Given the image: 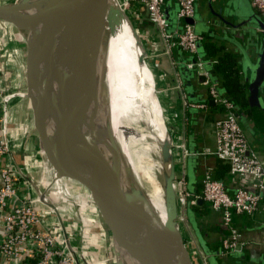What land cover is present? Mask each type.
<instances>
[{"label": "water", "instance_id": "95a60500", "mask_svg": "<svg viewBox=\"0 0 264 264\" xmlns=\"http://www.w3.org/2000/svg\"><path fill=\"white\" fill-rule=\"evenodd\" d=\"M31 1L0 5V22L36 35L35 41L27 43L25 65L33 67L30 74L26 70L27 97L41 152L54 176L47 189L64 184L75 203L96 218L110 245L113 264H200L198 260L194 262L195 256L177 226L175 169L168 142L162 146V153L170 163L162 184L164 224L151 211L143 191L122 174L123 158L109 126L107 64L103 60L108 49L106 12L111 5L119 6L118 1L64 0L61 7L54 0ZM242 2L246 15L256 22L249 2ZM183 23L194 21L184 19ZM202 29L201 23L196 24L197 31ZM231 42L241 53L243 69L251 70L248 104L258 126L264 120L263 103L258 95L263 85L264 61L259 57L253 64L249 47L259 52L262 43L242 46L235 40ZM261 48L264 54L263 45ZM100 131L109 134L107 140ZM44 196L39 195L40 202L54 211L60 221L55 208L43 202ZM187 218L195 229L192 217L187 214ZM64 241L79 264L67 238ZM202 249L209 264H218L210 252L203 246Z\"/></svg>", "mask_w": 264, "mask_h": 264}, {"label": "crops", "instance_id": "0c3cea01", "mask_svg": "<svg viewBox=\"0 0 264 264\" xmlns=\"http://www.w3.org/2000/svg\"><path fill=\"white\" fill-rule=\"evenodd\" d=\"M247 2H249V7L257 17L256 22L255 19H250L246 15L242 0H196L194 28L202 36L197 57L199 59L202 57L201 47L208 43L233 54L238 61L241 70V84L245 88L248 97V79L251 70L247 69L245 71L243 69L241 53L231 40L237 41L242 46L259 42V44L262 43L260 45L261 47L263 45L264 48L262 42L264 38V18L252 8L250 0H247ZM137 6L131 10L137 15L135 23L137 35L142 36L141 41L145 47L143 49L149 61L148 64L155 88L160 95V103H164L165 108H170L167 120L173 127L176 125L175 133L174 130H170L172 131L170 141L179 144L181 138V132L177 131L180 126L178 109L180 108L181 99L177 86L181 85L187 100L189 98L192 100H188L189 102L198 103L195 100L208 101L205 105L207 107L205 111L189 110L186 114V146L189 152L194 155L186 158L183 163L181 151L176 147L173 150L175 152L173 162L175 179H178L181 171L184 170L189 194L197 195L202 190V181L205 175L208 173L213 178L215 174L214 169L219 159L212 155L216 143L213 125L216 120L222 117V110L209 99L205 79L200 80L201 77H197L192 71L185 74L180 73L175 59L176 51L180 50L177 40L172 39L170 41L169 54H166L165 47L157 36L156 27L148 20L145 7L141 6L140 11L137 13ZM162 11L166 17L174 21L175 26L171 27L170 25L171 29L176 26L181 27L176 19L177 5L175 0H166ZM198 23L203 25L201 31L196 30V24ZM5 29L8 30L7 33ZM19 36L25 42L31 43L28 31L19 32L13 27L0 22L1 41H6L8 44L16 43V47H12L13 50L20 49ZM260 45L259 52H256L255 48L249 47V57L253 64L257 63L259 57L264 61V54ZM180 52L182 51L180 50ZM4 54L5 52L1 53L0 50V91L6 93L12 87V82L9 84L10 86L3 83L7 76L4 71L9 69L11 62L7 61L9 58L5 60ZM185 55L189 57V55ZM1 60L4 61L1 62ZM216 60L217 57L210 60L203 59L202 61L205 64L204 70L208 74V81L215 83L218 88V80H221V76L216 80L213 75H209L206 68L208 64H213ZM262 78L263 85L258 95L264 108V73ZM210 101H212V105H209ZM29 104L30 102L24 104L23 99L19 97L12 98L10 101L7 118L10 153L0 159V170L11 167L19 171V174H17L18 179L16 178L18 199L22 201L34 200L41 193H44L47 200L57 207L60 213V221L56 216L49 213L44 206L38 203L34 205L35 210L44 218L43 230L45 229L55 235L57 246L63 245L64 239L67 238L80 264H113L109 255L110 245L107 244L105 233L96 218L91 213H86L85 209L79 207L68 195L62 194L54 188L47 189V185L51 182L52 171L41 152L39 141L37 143L38 147L33 145L32 131L34 129L32 110ZM25 105L30 110L32 121L30 119L29 121L32 123L31 125L28 124L26 118ZM236 114L250 148L264 165V120L260 125H255L252 113L249 110V104L247 108L236 106ZM169 153L173 155L171 150H169ZM220 181L225 182L224 185L229 194H233L239 188L251 189L253 184L250 177L243 175L231 176L228 174ZM197 204L198 207L193 211V215L187 211V214L194 221L195 229L190 225L187 218V222L192 228L190 230L193 232V238L187 231L184 234V239L189 243L190 251L195 256H193L195 258L194 262L197 261V251L199 249L202 251L203 246L216 259L218 264H264V198L255 214L251 216L235 215L233 217L232 226L239 233L241 243L233 252L225 255L219 254L221 243L227 233L221 215L213 211L205 202L200 201ZM193 207L195 206H189L188 210ZM2 241L3 220L2 211H0V245ZM32 249V246L24 248L20 260L8 259L0 253V264H35Z\"/></svg>", "mask_w": 264, "mask_h": 264}, {"label": "built area", "instance_id": "2783aa9c", "mask_svg": "<svg viewBox=\"0 0 264 264\" xmlns=\"http://www.w3.org/2000/svg\"><path fill=\"white\" fill-rule=\"evenodd\" d=\"M117 1H119L118 5L122 9L132 10L137 5L145 7L151 23L156 27L157 36L165 47L166 54H169L170 41L172 39L177 40L180 50L194 58V61L184 63L185 68L194 72L197 77L205 79L209 99L222 110V117L216 120L213 125L216 143L212 155L229 164L231 176L250 177L253 181L251 189L239 188L233 194H229L222 182L214 180L207 173L203 178L200 194L190 195L187 190L184 170L181 171L178 179H174L173 187L178 205L177 226L180 228L181 224L184 227L188 226L186 223L189 206H195L200 201L205 202L213 211L221 215L222 223L228 230V235L221 243L219 254L225 255L233 252L241 243L239 233L232 226L233 217L235 215L251 216L257 212L264 194V165L247 142L237 118L236 105L219 93L215 83L208 81V74L204 70L205 64L197 57L202 36L195 31L194 24L183 23L184 19L195 20L196 0H175L177 5L176 19L181 27L176 26L174 29H171L167 17L162 11L166 0ZM250 4L264 18V0H250ZM177 90L181 95L179 124L182 142L176 147L181 151V159L184 163L186 158L194 155L189 152L186 146V114L189 110L205 111L207 107L205 104L189 102L181 85L177 86ZM19 96L22 95L16 93L9 95L0 91V159L10 153V143L7 136L8 105L12 98ZM17 174V169L11 167L0 170V211H2L3 220L1 255L8 259L20 260L24 248L32 246L35 264H76L65 241L63 245L57 246L55 235L45 229L43 230L44 218L35 210L34 205L38 203L44 206L49 213L57 217L56 213L41 203L39 197L29 201L18 199ZM53 179L52 174L51 182ZM53 188L73 199L64 184ZM73 201L75 202L74 199ZM43 202L50 203L45 196ZM50 204L59 215L57 207L52 203ZM202 254L203 252H199V250L196 253L199 263L209 264L207 257Z\"/></svg>", "mask_w": 264, "mask_h": 264}, {"label": "bare ground", "instance_id": "6f19581e", "mask_svg": "<svg viewBox=\"0 0 264 264\" xmlns=\"http://www.w3.org/2000/svg\"><path fill=\"white\" fill-rule=\"evenodd\" d=\"M35 1L39 0L31 2ZM54 1L60 7L65 4L64 0ZM106 30L108 49L104 53L103 60L107 64L105 87L108 93L109 126L123 158L122 174L126 181L143 191L151 211L159 222L164 224L166 216L162 183L167 178L170 163L161 152H163L162 146L168 142V136L163 128V111L156 96L151 70L148 63L143 60L146 57L143 49L145 47L120 6L111 5L108 8ZM28 36L31 42L36 40L34 32L28 31ZM27 67V74H30V71L32 73V65ZM131 124H142L139 139L143 149L147 151L146 154L138 153L137 156L136 154L130 156L127 152L130 147L127 142L128 127ZM52 129V127L48 128L49 136ZM100 133L107 140L109 134L106 131ZM153 142L158 143L156 151H153ZM151 156L156 160L148 165L146 161Z\"/></svg>", "mask_w": 264, "mask_h": 264}, {"label": "rangeland", "instance_id": "374dc122", "mask_svg": "<svg viewBox=\"0 0 264 264\" xmlns=\"http://www.w3.org/2000/svg\"><path fill=\"white\" fill-rule=\"evenodd\" d=\"M16 1L17 0H0V4H10V3H14ZM120 1H122V0H120ZM118 4H119V1H118ZM138 6H137V10H136L137 13L141 9V6H139V7ZM123 11H124V14L126 15V17L128 18V21L130 22L131 26L133 27L136 35H137V31H136V28H135L136 16L137 15L135 14V12H133L130 9H127V8L126 9L123 8ZM5 30H6V33H7L8 30L7 29H5ZM138 35L137 36L139 37V40L141 41L142 36L140 34H138ZM19 39H20V49L19 50H17V49L13 50L12 47H16V43H9L8 44V42H6V41H1V38H0V50H1V53L5 52V54H4L5 60L7 58H9V59H7V61L9 60V63L11 62L10 63L11 66L9 65V69L4 71L7 74V76H6V79L3 80L4 81L3 83L6 84V85L8 84L7 86H10L9 84L12 82L11 86L13 88H15L16 91H15V89H13L11 87L9 89V92H6V94L10 95V94L16 93L18 95H24L22 97L19 96V98L23 99L24 104H27V102H29V99L27 97V86H28L29 83H28V79H27V76H26V72H25V69H26L25 62H26L27 42H25L24 39L20 38V36H19ZM141 43H142V41H141ZM143 60L146 62V64L149 62L147 57H144ZM2 61H4V60H1V62ZM147 65H149V64H147ZM156 94H157L156 96H158V98H159L160 95H159V92L157 90H156ZM159 102H160V98H159ZM9 104H10V102H9ZM25 107H26V110H27L26 118H27L28 124L31 125L32 123H30V121H32V119H31L30 112H29L30 110L27 108L26 105H25ZM161 108H162V111H163V114H162L163 115L162 116V118H163V121H162L163 122V128H164V131L166 133V136H168V144H169L168 148H169V150H171L173 152V155H170V157L172 158V160L174 162V158H175L174 154H175V152L173 150H174V148L176 147V145L178 143L174 144L173 141H170V133H172V131H170V130H174V133H175L176 125L173 127L172 125H170V123L167 120L168 111L170 110V108L169 107L165 108L164 103L161 104ZM8 113H9V105H8ZM29 119H30V121H29ZM141 126H142V124H137V125L136 124H131L128 127L127 142L129 143L130 147H129L127 152L129 153L130 156H134L135 154L137 156L138 153H145V154L147 153V151H145L143 149L144 147L141 145V141L139 139V134H140V131L142 129ZM33 129H34V127H33ZM177 131L181 132V127L180 126L177 129ZM32 133H33V135H32L33 145L38 147V145H37V143H38L37 134H36V132L34 130L32 131ZM179 140L180 141H179L178 146L180 145V142H182V137ZM157 144L158 143H154L153 142V151L154 150L156 151ZM148 154H147V156H148ZM161 155H162V152H161ZM154 160H156V159L154 157L152 158V156H151V158L148 159L146 161V163L149 165L151 163H154ZM17 172L19 174V171H17ZM51 176H52V174H51ZM164 178H166V177H164ZM159 180H161V179L159 178ZM155 204H157V203H155ZM159 209H160V207H159ZM186 224L188 225L187 227H184L183 224H181L180 225L181 228L179 227V229H180L182 235H184L185 232L188 231L191 234V237L193 238V232H192V230H190L192 228L190 227L188 222ZM185 244H186L188 250L190 251L189 243H187L186 239H185ZM199 252H202V251L199 249ZM190 253H192V252L190 251Z\"/></svg>", "mask_w": 264, "mask_h": 264}, {"label": "trees", "instance_id": "16d2710c", "mask_svg": "<svg viewBox=\"0 0 264 264\" xmlns=\"http://www.w3.org/2000/svg\"><path fill=\"white\" fill-rule=\"evenodd\" d=\"M149 22V16H148ZM168 22L170 23L171 27H174V21L170 20L167 17ZM201 60L205 59H213L214 57H217V60L213 64L207 65V70L209 71V75H213L216 80H218V77L221 76V80H218V91L221 95L229 99L231 102H233L236 106L247 108L248 102H247V93L245 92V88L241 84V70L238 64L237 59L233 54L228 53L225 51V49L221 47H216L211 44H205V46L201 47ZM175 59L177 62V65L179 67L180 73L185 74L187 69L184 66V63L194 61V58L187 57L185 54L180 52V50H177L175 53ZM204 62V61H203ZM212 62V60H211ZM183 64V65H182ZM189 96V92L187 93ZM189 101L190 98L188 99ZM198 103L207 105V100H195ZM192 111V110H191ZM192 162V159L190 160ZM215 174L213 175V179L220 181L224 176L230 174L229 173V164L225 161L218 160L217 165L214 169ZM212 177V176H211ZM223 184L225 182L220 181ZM264 198V194L262 196L261 202ZM198 207V204L195 205L192 209H189L188 212L193 215L194 210ZM228 235V230L226 233V236ZM184 238V235H183ZM192 256H194L191 253Z\"/></svg>", "mask_w": 264, "mask_h": 264}]
</instances>
